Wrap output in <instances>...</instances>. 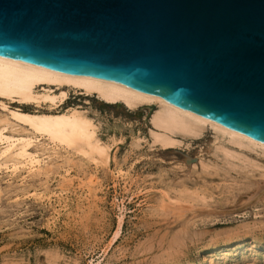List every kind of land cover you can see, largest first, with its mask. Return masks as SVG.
I'll return each instance as SVG.
<instances>
[{"label":"rangeland","instance_id":"rangeland-1","mask_svg":"<svg viewBox=\"0 0 264 264\" xmlns=\"http://www.w3.org/2000/svg\"><path fill=\"white\" fill-rule=\"evenodd\" d=\"M77 105L109 157L60 149L41 171L0 169V264H264L262 149L211 127L164 148L156 106L71 95L60 109Z\"/></svg>","mask_w":264,"mask_h":264},{"label":"water","instance_id":"water-1","mask_svg":"<svg viewBox=\"0 0 264 264\" xmlns=\"http://www.w3.org/2000/svg\"><path fill=\"white\" fill-rule=\"evenodd\" d=\"M0 56L117 80L264 142V0H0Z\"/></svg>","mask_w":264,"mask_h":264},{"label":"bare ground","instance_id":"bare-ground-1","mask_svg":"<svg viewBox=\"0 0 264 264\" xmlns=\"http://www.w3.org/2000/svg\"><path fill=\"white\" fill-rule=\"evenodd\" d=\"M71 95L122 104L132 111L143 106H156L150 118V136L154 144L164 148L178 146L183 142L178 138L180 136L199 137L211 127L228 137L230 142L264 151L263 141L156 94L106 77L56 70L0 56V104L4 111V116H0V169H10L11 173L21 168L38 171L49 165L47 158L51 154L46 156L47 151L60 149L92 160L108 159L111 147L99 136L96 121L78 105L60 109ZM3 99L17 105L10 106ZM43 104L47 107L38 109L43 108ZM23 105H33L35 109L26 110L21 107ZM218 149H221L219 145ZM118 174L124 176L123 169L120 168Z\"/></svg>","mask_w":264,"mask_h":264}]
</instances>
